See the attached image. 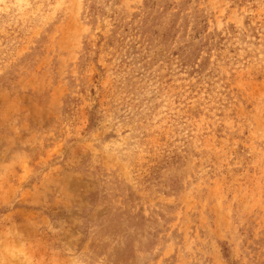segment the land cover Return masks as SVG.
I'll use <instances>...</instances> for the list:
<instances>
[{
	"label": "rangeland",
	"instance_id": "rangeland-1",
	"mask_svg": "<svg viewBox=\"0 0 264 264\" xmlns=\"http://www.w3.org/2000/svg\"><path fill=\"white\" fill-rule=\"evenodd\" d=\"M0 264H264V0H0Z\"/></svg>",
	"mask_w": 264,
	"mask_h": 264
}]
</instances>
